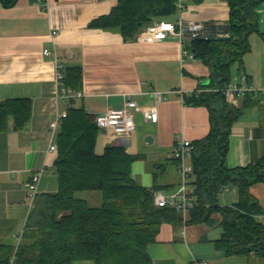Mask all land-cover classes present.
<instances>
[{"label":"crops","instance_id":"1","mask_svg":"<svg viewBox=\"0 0 264 264\" xmlns=\"http://www.w3.org/2000/svg\"><path fill=\"white\" fill-rule=\"evenodd\" d=\"M117 3L118 0H20L11 8L0 3V103L30 99L33 104L31 120L24 129H17L11 122L10 130L0 133V243L11 239L15 245L19 243L16 235L23 232L33 208L27 188L35 171L47 165L38 193L58 189L55 169L44 176L57 159L56 153H48L49 125L57 112L68 111L67 102L57 99L56 57L65 70L82 67L83 96L74 104L93 116L109 108H123L127 98L142 107L152 106L155 101L151 91L170 92L168 99L157 105V123L146 122L140 111L135 112L136 128L126 147L130 154L141 156L133 165L134 180L141 186L152 188L153 176L158 174L160 184L169 187L164 191L178 189L182 179L172 158L177 137L195 142L210 133L209 110L183 103L205 87V81L210 82L209 68L202 61L188 58L182 63L183 49H190L192 44L189 35L184 44L177 36L154 41L144 29L127 40L119 32L90 27L93 20L108 15ZM258 13L260 33L250 36L249 51L242 63L232 68V81L245 75L257 92L229 102L242 108L243 114L232 129L228 169L246 167L264 156V3ZM229 17L228 0H188L185 9L169 22L182 19L227 26ZM46 49L52 54L44 55ZM147 137H152L153 142H147ZM114 143L119 142L101 131L97 154L102 155ZM251 194L264 209V184L254 185ZM90 198L101 203L96 194ZM184 218L189 222L190 213ZM212 219L213 225L200 223L180 229L164 223L157 241L149 247L154 264H264V257L256 254L227 256L220 250L217 243L222 238V216L216 213ZM256 220L264 224V214Z\"/></svg>","mask_w":264,"mask_h":264},{"label":"trees","instance_id":"2","mask_svg":"<svg viewBox=\"0 0 264 264\" xmlns=\"http://www.w3.org/2000/svg\"><path fill=\"white\" fill-rule=\"evenodd\" d=\"M20 0H0L11 8ZM38 1V0H33ZM202 2L203 0H197ZM229 36L215 40H194L190 51L210 71V82L187 105L205 106L210 114V133L192 142V166L189 184L195 187L196 206L191 220L172 207H158L154 192L169 188L154 174V185H139L133 177V165L141 158L127 151L121 143L97 154L101 130L95 116L85 108L71 107L64 117L58 136V189L38 193L18 245L0 243V264H154L149 247L157 241L164 223L176 229L186 225H213V215L222 220V238L217 243L227 256L264 257V224L256 217L264 214L251 194L256 184H264V156L246 167L228 169L232 129L243 114L242 108L229 103L222 93L232 81V68L241 64L250 49V36L259 31V7L264 0H228ZM178 0H118L106 15L93 20L91 28L115 31L131 40L156 21H170L179 11ZM264 37V35L262 34ZM229 38V39H228ZM64 84L80 91L81 66L65 71ZM30 99H8L0 103V133L10 130L11 122L24 129L32 117ZM176 161L179 168L180 162ZM80 192H98L101 203L92 206ZM226 195L229 197L227 200ZM235 197L232 199V197ZM229 201L221 204V199Z\"/></svg>","mask_w":264,"mask_h":264},{"label":"built area","instance_id":"3","mask_svg":"<svg viewBox=\"0 0 264 264\" xmlns=\"http://www.w3.org/2000/svg\"><path fill=\"white\" fill-rule=\"evenodd\" d=\"M188 0H178L177 8L179 13L185 9V3ZM43 2V0H38ZM146 34L154 41H165L171 36H177L179 41L184 44L186 34L189 35L191 41L194 40H215L226 38L229 36L228 26H221L212 22L200 21H184L179 19L177 22L169 21H156L150 24L146 30ZM57 32H53L56 35ZM52 52L48 49L44 50V55L49 56ZM196 59L194 54L189 49H183L182 63L187 60ZM65 69L59 58H55V80L57 83V99L67 102L68 109L71 107L72 102L82 98L81 91H73L64 84ZM204 90H197L192 94L198 98ZM257 90L249 83L247 76H242L239 81H231L226 87L223 88L222 93L228 102L242 100L247 95L256 93ZM170 92L151 91L155 104L152 106L142 107L136 101L127 98L123 108L114 109L109 108L101 115L95 116V122L101 131L110 134L113 141H117L125 145L131 138L136 128L135 112L140 111L144 121L150 123H157L159 120L157 105L168 99ZM183 94V91H182ZM183 103H186L183 100ZM67 113L61 114L57 112L55 118L49 125V146L48 153L58 154V136L62 121ZM193 154V145L191 141L186 140L184 137H177L172 158L180 162L178 172L181 176V184L178 189L174 191L157 190L154 192V201L158 207H172L182 212L184 215L190 213L195 208L196 202L193 196L195 187L189 184L190 175L193 172L191 163ZM47 165L44 164L41 168L35 171L32 175L31 182L28 185V197L34 204V200L38 195V185L46 170ZM33 207V206H32ZM21 234L16 235L19 242ZM201 264V263H196ZM202 264H206L205 262Z\"/></svg>","mask_w":264,"mask_h":264},{"label":"rangeland","instance_id":"4","mask_svg":"<svg viewBox=\"0 0 264 264\" xmlns=\"http://www.w3.org/2000/svg\"><path fill=\"white\" fill-rule=\"evenodd\" d=\"M233 79H235V78H233ZM238 80H240V79H238ZM238 80H233V82H236ZM104 151H105V149H104ZM53 171H54V167H53V165H50L48 171L45 173L44 176H47L49 173L53 174ZM91 194H96V196L98 197L99 201L101 200V195L98 192H91V193H89V192H80V193H77V197L88 199L92 206L100 205V203L92 201V199L90 198ZM234 198L235 197L233 196L232 199H234ZM228 202L229 201L225 200L224 198L221 199V204L222 205H227ZM10 242H12V239H11Z\"/></svg>","mask_w":264,"mask_h":264},{"label":"water","instance_id":"5","mask_svg":"<svg viewBox=\"0 0 264 264\" xmlns=\"http://www.w3.org/2000/svg\"><path fill=\"white\" fill-rule=\"evenodd\" d=\"M229 39V38H228ZM209 84V80H207V81H205V83L203 84L204 86H207ZM14 129H16V127H14ZM146 141L147 142H153V138L152 137H147L146 138ZM128 143H129V140L127 141V143L125 144V146H127L128 145ZM57 164V159L55 160V165ZM227 198H228V196H227Z\"/></svg>","mask_w":264,"mask_h":264}]
</instances>
